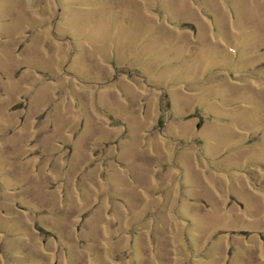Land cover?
<instances>
[{"label":"rangeland","instance_id":"rangeland-1","mask_svg":"<svg viewBox=\"0 0 264 264\" xmlns=\"http://www.w3.org/2000/svg\"><path fill=\"white\" fill-rule=\"evenodd\" d=\"M0 264H264V0H0Z\"/></svg>","mask_w":264,"mask_h":264}]
</instances>
